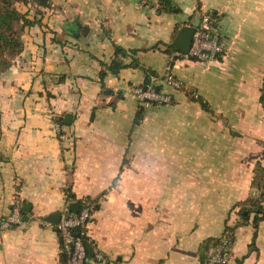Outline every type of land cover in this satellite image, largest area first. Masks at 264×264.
Instances as JSON below:
<instances>
[{"label":"crops","instance_id":"crops-1","mask_svg":"<svg viewBox=\"0 0 264 264\" xmlns=\"http://www.w3.org/2000/svg\"><path fill=\"white\" fill-rule=\"evenodd\" d=\"M171 1L180 11L157 12L158 0H50L24 29L21 51L0 71V219L16 204L27 217L0 231V264H65L46 217L86 197L98 204L89 233L107 264H200L201 242L220 236L228 216L237 222L236 201L258 194L264 0ZM205 12L217 16L224 53L170 58L163 44ZM115 44L138 50L137 65L107 72L113 93L103 94L100 62ZM168 64L181 84L166 88L171 102L139 103L129 88L148 69L161 82ZM253 232L249 222L234 230L228 264H264V220Z\"/></svg>","mask_w":264,"mask_h":264},{"label":"built area","instance_id":"built-area-1","mask_svg":"<svg viewBox=\"0 0 264 264\" xmlns=\"http://www.w3.org/2000/svg\"><path fill=\"white\" fill-rule=\"evenodd\" d=\"M225 50L226 42L224 38L218 32L211 17L204 13L199 17V23L192 35L188 52L182 54L175 50L170 53L169 57L192 58L208 62L217 59V56L222 55ZM155 83L151 80L148 84L132 86L129 91L141 104H166L170 102V95L165 88L172 90L181 88L180 82L171 73L169 64L161 80L164 89H155ZM143 86H145L144 89ZM52 131L57 136L62 134L63 125L60 120L54 119ZM96 204V200L86 197L82 198L76 213L68 211L67 208L61 212L55 228L61 252L65 255V264H107L106 257L94 243L89 233L92 212ZM21 213L20 204H16L8 214L0 219V231H6L14 225L21 224ZM74 233L76 234L74 235ZM229 235V232L222 233L218 242L212 246L200 264H228L231 242ZM87 246L91 248V257L89 258L87 256Z\"/></svg>","mask_w":264,"mask_h":264},{"label":"trees","instance_id":"trees-1","mask_svg":"<svg viewBox=\"0 0 264 264\" xmlns=\"http://www.w3.org/2000/svg\"><path fill=\"white\" fill-rule=\"evenodd\" d=\"M159 6L156 8L157 12H178L180 9L176 7L171 0H158ZM24 6V10L19 8L18 6ZM50 0H0V71L5 70L11 60L21 51L22 49V40L21 34L23 33L25 28H29L36 24L40 23L42 10L44 8L50 7ZM197 5L200 6V0H197ZM33 9V12L30 11ZM204 14V13H202ZM200 14V17L202 16ZM208 14L211 19L213 20L215 27L217 28V16L214 12H205ZM175 33V32H174ZM177 33V32H176ZM221 35V34H220ZM222 36V35H221ZM223 37V36H222ZM165 46L164 52L168 55L175 51L174 45L170 42L167 44H163ZM157 45L154 46L156 48ZM138 50L136 49H125L121 46L114 45V58L108 63L100 62L102 68L99 71V80H100V87L103 94H112V90L105 87L103 83V78L107 74V72L111 74H118L120 69L128 66H136L137 59L134 55H136ZM122 56H130L131 61L129 63H123V61L118 57ZM221 55L217 56V59ZM172 60L169 61L171 66ZM104 67V68H103ZM149 74V69L146 72V77L144 80V84H148L153 79L154 76ZM152 78V79H151ZM155 89L161 90L164 89V86L161 82H156L154 85ZM166 90V88H165ZM167 92V91H166ZM170 95V102L172 100L171 94ZM191 97L198 101L200 106L205 109L209 110V106L202 98L192 95ZM259 102L264 109V76L262 77V82L260 86V95H259ZM93 113L91 114L92 117ZM141 118V115L138 113L134 120V123H137ZM61 121L62 124L64 122L62 119H58ZM252 186L258 189V194L256 196H250L243 200L236 201L230 208L234 210L236 208L235 213L238 216L237 222L234 224H228L227 217L224 223V230L222 233L229 232V239L230 241L233 240L234 230L246 223L249 222L252 227L254 228L252 239L255 238L257 228L259 223L264 220V164L260 162H256L254 166V176L251 180ZM74 198V195L71 194L69 191L66 195V201H70ZM81 202V201H80ZM98 204L94 208V211L97 209ZM92 212V215L94 213ZM218 237H208L204 239L200 244V262L205 258V256L209 253L212 246H214L218 242ZM87 256L88 258L91 257V248L87 246ZM236 264H240V259L237 260Z\"/></svg>","mask_w":264,"mask_h":264},{"label":"water","instance_id":"water-1","mask_svg":"<svg viewBox=\"0 0 264 264\" xmlns=\"http://www.w3.org/2000/svg\"><path fill=\"white\" fill-rule=\"evenodd\" d=\"M198 23H199V17L196 18L190 25L182 26L178 30V32L174 36V39L172 40V44L174 45V47L177 51H179L182 54H186L188 52L190 45H191L192 35H193L196 27L198 26ZM77 26H79L78 22H77ZM83 28H85V27H83ZM139 68L142 70L145 69V67L141 66V65L139 66ZM149 74L152 75L153 71L149 70ZM144 88H145V86H143V89ZM70 118H71V114L66 113L64 116V122L66 124H69ZM79 206H80V204L78 202H72L68 205V211L76 213L79 209ZM23 210L28 211L29 210V204L25 203L23 205ZM60 215H61L60 212L51 213L48 217H46V219L51 221V222L57 223L58 220L60 219ZM26 217L27 216L24 213L22 215V219L25 220ZM75 234L76 233H74V235Z\"/></svg>","mask_w":264,"mask_h":264},{"label":"rangeland","instance_id":"rangeland-1","mask_svg":"<svg viewBox=\"0 0 264 264\" xmlns=\"http://www.w3.org/2000/svg\"><path fill=\"white\" fill-rule=\"evenodd\" d=\"M18 7L21 8L22 10H24V6L19 5ZM30 11L33 12V9H31ZM21 40H22V39H21ZM153 81L156 82L155 80H153ZM148 105H151V104H148ZM153 105H154V104H153ZM155 105H161V104H155ZM255 155H260V152H257Z\"/></svg>","mask_w":264,"mask_h":264}]
</instances>
